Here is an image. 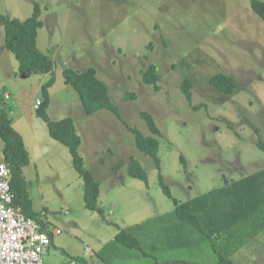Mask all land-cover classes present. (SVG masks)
<instances>
[{"label":"rangeland","instance_id":"obj_1","mask_svg":"<svg viewBox=\"0 0 264 264\" xmlns=\"http://www.w3.org/2000/svg\"><path fill=\"white\" fill-rule=\"evenodd\" d=\"M35 2L44 22L37 45L51 53L53 73H20L0 25V94L6 86L5 106L31 155L23 174L34 209L60 232L61 248L45 254L46 264L217 262L212 242L178 217L153 158L136 147L114 113L86 114L63 69L95 67L124 121L146 134L141 112L154 115L163 133L161 173L173 197L185 203L264 169L258 144L264 143V21L250 0H0V13L26 19ZM151 63L160 74L159 90L143 81ZM217 73L234 78L233 93L210 84ZM52 76L47 112L51 120H74L85 166L100 182L104 217L86 208L84 181L69 149L50 136L35 108ZM187 77L193 82L191 102L181 89ZM2 148L0 138V159ZM131 155L147 169L148 181L128 174ZM259 225L236 226L241 231L230 242L235 264H264ZM121 230L137 236L151 256L119 243Z\"/></svg>","mask_w":264,"mask_h":264},{"label":"trees","instance_id":"obj_2","mask_svg":"<svg viewBox=\"0 0 264 264\" xmlns=\"http://www.w3.org/2000/svg\"><path fill=\"white\" fill-rule=\"evenodd\" d=\"M253 11L264 21V1L250 0ZM39 3H34L32 15L26 19L11 18L0 13V25L4 27V40L6 49L11 52L19 63V71L31 74H51L54 69V60L51 53H45L37 45L39 29L44 26ZM64 81L72 86L78 93L84 111L92 115L100 110H108L124 122L133 134L136 147L143 153L153 158L160 172L159 181L165 194L171 197L175 203V211L178 217L202 232L211 242L219 259L214 264H235L230 257L234 251L230 242L241 231L237 227L240 223L254 221L259 225L260 233L264 231V169L242 179L234 180L222 187H218L204 195L198 196L185 203L173 197L171 187L161 173V158L159 155L161 138L163 133L158 126L154 115L150 112H141L150 133H144L138 126H131L124 121L120 109L109 94L108 85L98 76L95 67H89L83 71L64 67ZM143 81L155 90L160 89V74L155 64H150L143 73ZM210 84L223 93L231 94L235 91V80L232 76L217 73L213 75ZM54 83L52 76L42 85L41 104L38 110L47 123L49 134L65 145L71 154L72 163L79 176L84 181V200L87 209L105 216V209L99 206L100 182L91 170L85 166V161L80 153L82 138L77 131L74 120L66 117L60 120H51L47 109L50 104L49 87ZM193 82L187 77L181 83V89L189 102H191ZM4 86L0 94V138L3 141V161L11 169L10 183L14 193L13 205L20 208L27 216L38 219L43 229L48 231L53 239V232L46 228L47 223L42 219V214L33 207V200L29 192V183L23 174V169L31 163V155L27 149L22 134L14 127L13 118L5 106ZM264 150V143L259 142ZM182 161L185 162L184 157ZM124 164L121 161L114 167L119 171ZM128 174L136 179L148 181L149 173L144 165L135 156L131 155L127 162ZM115 239L122 245L138 249L144 255L151 256L144 250L142 242L137 236L121 230ZM228 245V246H227ZM85 260V259H83ZM88 264L87 260H85ZM153 264H160L155 261Z\"/></svg>","mask_w":264,"mask_h":264},{"label":"built area","instance_id":"obj_3","mask_svg":"<svg viewBox=\"0 0 264 264\" xmlns=\"http://www.w3.org/2000/svg\"><path fill=\"white\" fill-rule=\"evenodd\" d=\"M41 101L37 99L36 109ZM10 179L9 165L0 162V264H46L45 254L52 237L38 219L13 205Z\"/></svg>","mask_w":264,"mask_h":264},{"label":"crops","instance_id":"obj_4","mask_svg":"<svg viewBox=\"0 0 264 264\" xmlns=\"http://www.w3.org/2000/svg\"><path fill=\"white\" fill-rule=\"evenodd\" d=\"M43 28V27H42ZM41 28V29H42ZM9 91H8V89H7V91L5 92V95L7 96V97H9V93H8ZM39 96L41 97L42 96V94L41 93H39ZM3 161V155H2V157H1V159H0V162H2ZM34 205V204H33ZM34 207V206H33ZM45 216V215H44ZM44 216H42V219L47 223V226H46V228L47 229H49V230H51L52 232H53V239H52V244H51V246H49L48 247V250H47V252L46 253H48L52 248H54L55 250H57V249H59V248H61L60 247V245H59V243H58V234L56 233V231L58 230V228L56 229V228H52V226H51V222H50V220L48 219V217L46 216V217H44Z\"/></svg>","mask_w":264,"mask_h":264},{"label":"water","instance_id":"obj_5","mask_svg":"<svg viewBox=\"0 0 264 264\" xmlns=\"http://www.w3.org/2000/svg\"><path fill=\"white\" fill-rule=\"evenodd\" d=\"M42 94V93H41Z\"/></svg>","mask_w":264,"mask_h":264}]
</instances>
